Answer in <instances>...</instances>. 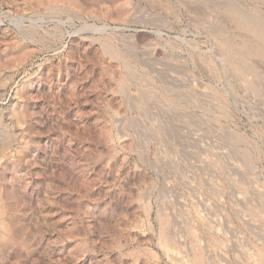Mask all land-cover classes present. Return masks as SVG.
<instances>
[{"label": "rangeland", "instance_id": "1", "mask_svg": "<svg viewBox=\"0 0 264 264\" xmlns=\"http://www.w3.org/2000/svg\"><path fill=\"white\" fill-rule=\"evenodd\" d=\"M230 10L264 32V0H0V264H261L264 57Z\"/></svg>", "mask_w": 264, "mask_h": 264}, {"label": "bare ground", "instance_id": "2", "mask_svg": "<svg viewBox=\"0 0 264 264\" xmlns=\"http://www.w3.org/2000/svg\"><path fill=\"white\" fill-rule=\"evenodd\" d=\"M228 11V10H227ZM229 13H232L234 16L238 17L239 19V23H238V28L244 31L249 32L250 34L253 35V37L255 39H257V41L260 43H258V47L256 49L255 54L253 55H260L262 57H264V32L262 33L258 27L256 28V26L251 22V20L246 17L242 12H240L239 10H230ZM235 17V18H236ZM228 46V45H227ZM231 47V46H230ZM110 51V49H109ZM252 53V52H251ZM115 54V53H114ZM246 186V185H245ZM260 198V197H259ZM240 199V198H239ZM261 204V203H260ZM255 213V212H254ZM263 217V216H262ZM198 262V261H197ZM260 264V263H259ZM261 264H264V254L261 255Z\"/></svg>", "mask_w": 264, "mask_h": 264}]
</instances>
